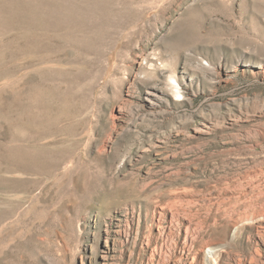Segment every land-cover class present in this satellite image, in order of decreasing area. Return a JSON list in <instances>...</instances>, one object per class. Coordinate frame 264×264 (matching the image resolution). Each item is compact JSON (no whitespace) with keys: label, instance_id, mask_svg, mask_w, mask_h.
<instances>
[{"label":"rangeland","instance_id":"374dc122","mask_svg":"<svg viewBox=\"0 0 264 264\" xmlns=\"http://www.w3.org/2000/svg\"><path fill=\"white\" fill-rule=\"evenodd\" d=\"M183 249L264 264V0H0V264Z\"/></svg>","mask_w":264,"mask_h":264},{"label":"bare ground","instance_id":"6f19581e","mask_svg":"<svg viewBox=\"0 0 264 264\" xmlns=\"http://www.w3.org/2000/svg\"><path fill=\"white\" fill-rule=\"evenodd\" d=\"M152 61V60H151ZM152 64V63H151ZM151 66V65H150ZM173 75H170V77H171V80H169V82H172V81H176V77H172ZM169 77V78H170ZM178 83V82H177ZM171 84H173V83H171ZM169 86H171V85H169ZM175 88H177L178 87V85L177 84H175V85H173ZM172 87V86H171ZM170 88V87H169ZM154 91H161L163 94L164 93H166V90H162V89H160L158 86H156V85H151L150 86V89L147 91V93L149 94V95H151V96H155L157 99H161V98H163L162 97V95L160 96L159 94H157V92H154ZM176 94L177 95H182V91H181V89L179 88V89H177L176 90ZM170 206V205H169ZM174 206V205H173ZM159 207V206H158ZM177 208V207H176ZM129 209V208H128ZM129 211V210H128ZM154 213H153V215H156V216H158V217H156L157 218V220L155 221V229H156V232L159 234V235H164V234H168V235H171V233H173V231L171 230L172 229V225H170V223L172 224V222L178 217V211L176 212V210H174V209H172V208H167L166 206H164V205H162L161 207H159V209L158 210H155L154 209ZM124 213H126V212H124ZM181 214V213H180ZM129 215H130V213L129 212H127L126 214H121V215H119V216H117V217H115V219L113 220V221H111V225H112V227H113V232H115L116 234H119V233H121V231H122V229H123V226H124V224L126 223V225L128 226H130V223H129ZM163 216H165L164 218H163ZM154 217V216H153ZM179 218V217H178ZM164 220H165V222H164ZM180 220V219H179ZM166 222H169V225H170V229H166V226H165V223ZM183 223H184V225H185V231L187 232L188 231V229H189V226H191V225H189L190 224V219H188V218H185V220L183 221ZM151 227H152V225H151ZM129 228V227H128ZM176 228V227H175ZM125 229V228H124ZM153 229V228H152ZM111 230V231H112ZM128 230V229H127ZM110 231V232H111ZM125 232H126V230H125ZM122 234V233H121ZM120 235V234H119ZM167 235V236H168ZM157 237H159V236H157ZM165 237V236H164ZM169 238V237H168ZM192 241V240H191ZM185 249V248H184ZM180 250V257L185 261L184 262V264H195L194 263V255L192 256L189 252H186L185 250ZM114 250V249H113ZM193 254V253H192ZM111 251H110V249L107 251V254L106 255H104L105 256V259H107V258H109V257H111ZM215 255H213V257H214ZM182 259H181V261H182ZM214 261L217 263V261H216V259H214Z\"/></svg>","mask_w":264,"mask_h":264}]
</instances>
